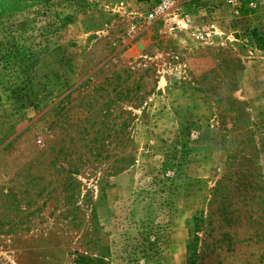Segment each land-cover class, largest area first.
I'll return each instance as SVG.
<instances>
[{
    "label": "rangeland",
    "instance_id": "rangeland-1",
    "mask_svg": "<svg viewBox=\"0 0 264 264\" xmlns=\"http://www.w3.org/2000/svg\"><path fill=\"white\" fill-rule=\"evenodd\" d=\"M0 264H264V0H0Z\"/></svg>",
    "mask_w": 264,
    "mask_h": 264
},
{
    "label": "built area",
    "instance_id": "built-area-1",
    "mask_svg": "<svg viewBox=\"0 0 264 264\" xmlns=\"http://www.w3.org/2000/svg\"><path fill=\"white\" fill-rule=\"evenodd\" d=\"M169 6L170 5L168 1L162 3L148 15V18H154L158 15H162L168 9Z\"/></svg>",
    "mask_w": 264,
    "mask_h": 264
},
{
    "label": "trees",
    "instance_id": "trees-1",
    "mask_svg": "<svg viewBox=\"0 0 264 264\" xmlns=\"http://www.w3.org/2000/svg\"><path fill=\"white\" fill-rule=\"evenodd\" d=\"M190 250H191V247H190V245H188V246H187V251H190ZM188 260H189V259H188ZM190 261H191V260H190ZM190 261H189V262H190Z\"/></svg>",
    "mask_w": 264,
    "mask_h": 264
},
{
    "label": "clouds",
    "instance_id": "clouds-1",
    "mask_svg": "<svg viewBox=\"0 0 264 264\" xmlns=\"http://www.w3.org/2000/svg\"><path fill=\"white\" fill-rule=\"evenodd\" d=\"M164 83H165V81L162 79V80H161V85H163Z\"/></svg>",
    "mask_w": 264,
    "mask_h": 264
}]
</instances>
